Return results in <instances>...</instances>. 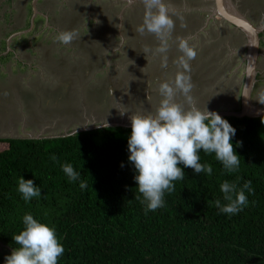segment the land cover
I'll list each match as a JSON object with an SVG mask.
<instances>
[{"label": "trees", "instance_id": "trees-1", "mask_svg": "<svg viewBox=\"0 0 264 264\" xmlns=\"http://www.w3.org/2000/svg\"><path fill=\"white\" fill-rule=\"evenodd\" d=\"M257 91V89H256ZM264 115V114H263ZM262 116V115H261ZM261 116H223L235 128L240 157L227 174L214 155L201 152L211 176L184 168L165 206L145 215L135 169L129 162L131 129L121 126L68 136L0 138V242L12 236L31 213L53 226L65 251L58 264H264V123ZM55 154L59 163L50 157ZM71 164L88 184L69 182L60 165ZM123 164V167L121 166ZM181 167H183L181 165ZM33 179L42 197L26 203L17 191L20 176ZM237 177H240L237 180ZM225 180L251 181L248 206L228 216L214 206Z\"/></svg>", "mask_w": 264, "mask_h": 264}, {"label": "rangeland", "instance_id": "rangeland-1", "mask_svg": "<svg viewBox=\"0 0 264 264\" xmlns=\"http://www.w3.org/2000/svg\"><path fill=\"white\" fill-rule=\"evenodd\" d=\"M33 1L0 0V40L5 33L27 30L25 17L34 16L35 9L36 16H43L45 21L34 25L33 30L50 36L45 39L49 47L40 62L33 59L32 63H25L12 51H0V64L9 68L0 65V138L59 137L93 127L131 125L132 115L154 114L161 100L157 83L174 81L172 76L181 69L173 62L182 55L178 50L180 40H187L193 48L199 34L210 39L209 46L197 42L194 49L197 55L191 61L193 66L201 62V57H207L205 62L211 63L240 61L239 49L243 42L238 43L232 27L224 24L218 31L214 26L211 30L200 26L198 18L202 12V22L207 25L216 21L223 23L214 13L213 0H165L176 21L168 39V45L174 46V50L168 48L169 64L158 75L145 66L155 64L156 58L162 62V54L155 51L160 42L154 35L141 36L134 31L143 21L142 0H134L131 5L128 0H35V9ZM24 2L30 4L33 11L23 12ZM232 4L239 12L248 14L255 24L264 23V0H233ZM62 28L77 34L71 44L56 42L54 37L58 33L54 32ZM134 42L145 48L155 45V48L130 58L132 52L128 53L127 44ZM260 48L264 54V32ZM37 63V68L32 67ZM11 64L14 69H10ZM243 65L245 70L246 62ZM259 69V82L263 81L258 90L264 89V67ZM161 72L165 74L164 80ZM229 77L224 78L228 82L212 81L209 86L211 91L226 94L225 98H194L190 94L193 104L204 110L201 105L204 103L219 112L240 109L243 97ZM175 99L186 105L182 95ZM117 106L130 117L122 115ZM4 145L0 142V147ZM12 250L0 242V264H5V257Z\"/></svg>", "mask_w": 264, "mask_h": 264}, {"label": "clouds", "instance_id": "clouds-1", "mask_svg": "<svg viewBox=\"0 0 264 264\" xmlns=\"http://www.w3.org/2000/svg\"><path fill=\"white\" fill-rule=\"evenodd\" d=\"M231 1L233 3V0ZM133 2L134 0H128L130 5ZM142 2L145 10L143 21L135 26L134 31L141 36L145 33L155 36L160 42V46L155 51L162 54L161 66L166 68L169 60L166 55L168 52V37L176 27L174 14H170L165 0H142ZM240 13L250 21L253 20L246 13ZM220 18L228 22L226 19ZM227 24L240 30L239 27L230 22ZM76 37L75 32L64 31L60 32L55 40L60 44L68 45ZM247 43L245 34L246 54L244 55L239 51V59L242 57L243 64L246 62V65ZM178 50L182 55L173 62L182 71L177 73L174 81L164 80L158 83V93L161 100L154 114H137L130 117L123 108L120 110L117 106L118 111L122 115L130 117L131 120V125L118 126L131 129L128 138V160L135 169V188L139 193L135 198L143 206L145 215L165 206V193L175 191V182L184 179V168L190 167L196 174L212 175V166L200 162L201 152L205 155H214L215 160L222 164L223 170L227 174L237 173L240 168L241 156L237 153L236 148L241 145L240 142H237L234 146L232 140L236 135V128L223 116H235L232 114L240 113L243 104L238 110L220 111L229 115H221L219 110H212L204 103L201 104L204 106V110L196 107L191 96V78L187 74L191 71V61L195 60L197 53L189 46L187 40L179 41ZM139 51L147 54L149 49L141 45ZM257 72L259 73V71ZM249 77H251V73ZM177 95H182L185 98L186 105L176 102ZM206 96H217V92L210 91ZM240 96L250 98L253 107H264L262 105L264 104V90L260 91L254 99L250 96L248 89ZM257 100L262 106L256 103ZM261 122L264 123V115L261 116ZM103 127L108 126L93 127L86 130ZM74 133L76 132L64 136ZM50 159L54 163H59L55 154ZM121 166L123 167V164ZM60 167L69 182L79 181V188L82 191L87 189V182L81 179L80 173L71 164L64 163ZM239 179L240 177H237V180ZM219 187L222 200L216 199L214 206L220 213L228 216L238 214L247 207L249 203L247 194H254L255 191L251 181H245L240 186L236 182L225 180ZM17 191L26 203L31 202L33 198L40 199L42 197V188L36 185L33 179H25L22 175L18 179ZM22 224V230L12 236L16 246L10 254L6 255L5 264H58L65 248L57 236L55 228L35 218L31 213H27L22 217Z\"/></svg>", "mask_w": 264, "mask_h": 264}, {"label": "crops", "instance_id": "crops-1", "mask_svg": "<svg viewBox=\"0 0 264 264\" xmlns=\"http://www.w3.org/2000/svg\"><path fill=\"white\" fill-rule=\"evenodd\" d=\"M19 3H20L19 1L16 2L17 8H20ZM34 3H35V0L33 1L32 6H34ZM23 5L25 6L23 8V12H25V13L29 12L33 8V7H31L30 4H27V2H24ZM34 9H35V6H34ZM202 15H203V12L201 13V18H198L201 20V23H200L201 28H203L205 26V27H207V29L211 30L212 26H214V28L219 31L221 29V27L224 26V24L228 23V22H225L224 20H223V23H221L219 21H216V22L213 21L214 24H212L210 26V23H209V25H207L205 22H202ZM25 19H26L25 22L28 24V27H29L27 30L13 32L11 34L5 33L7 30H5V32L2 31V34L5 33L4 37H6V38L4 41H6L5 42L6 46H4V41H2L4 39V37L1 36L0 51L1 50H5V52H7V50H9L10 52L12 51L11 52L12 54L20 56L19 59L25 63H32L33 59H36L37 62H40L41 58L45 56V53H46L45 50H47L49 47V42L46 41L45 39H49L50 36H48L49 34H47L46 32H43V34H41L40 32L34 31L33 26L34 25L37 26L38 23L45 21V18L43 16H36V9H35V15L34 16L27 15V17H25ZM49 22H52V21H49ZM227 25H230V24H227ZM230 27H232V29H233L232 31L234 32V34L238 38V40H241L243 42V45L240 47L239 51L245 55L246 54V52H245V46L246 45L244 46L245 34L242 31L235 28L234 26H230ZM64 31H67V30L62 28L58 32H54V34L57 35V33L59 34L60 32H64ZM50 33H52V32H50ZM205 34L210 35V34H208V32H205ZM169 38H170V36L168 37V39ZM42 40H44V41H42ZM209 41H210V39L205 38L199 34V38L197 39V42L199 44L202 43L203 46L204 45L209 46L211 43ZM197 42L194 43L193 49H195V50L197 49L196 47L198 46ZM127 46L129 47L128 53L132 52L130 58H132L134 54L136 57L139 53H141V51L137 50V49H139L140 46L135 44V42L134 43H128ZM157 46H160V43ZM237 46H239V45H237ZM154 48H155V45H152V46L148 47L147 49L154 50ZM168 48L170 50H174V46H172V45H168ZM167 53H170V52L168 51ZM88 56L90 57L92 55H88ZM236 58L238 59V57H236ZM206 59H207V57H201V62L195 66L191 65V71H190V73L187 74L191 78V83L196 84V85H192V90H191L192 95L197 96L198 98H214V97L225 98L226 94H221L219 92H217V96H214V97H212V96L208 97V96H206V94L211 91L209 89V86L212 84V81H215V82H217L216 84H218L221 80H223L228 75H230L229 81L231 82V84L238 86V89H239V86H240V88H242L244 86L243 82H244L245 70H243L244 65H243L242 57H241L239 62L236 61L235 63L221 62V60L214 62V63H211V62H205ZM157 63L159 64L158 66H157ZM168 64H169V62H168ZM227 64H229V65H227ZM0 65H2V64H0ZM38 65H39V63H37L36 65L32 64V67L37 68ZM161 65H162V62H159L156 58L155 64H153V65L149 64V66L146 65L145 68H147V69L151 68L149 70L156 71L157 75H158V72L164 69ZM4 68L9 70L8 66H6ZM14 68L15 67L11 64L10 69H14ZM181 71H182V69L178 70V72H181ZM175 77H176V75L172 76L173 80H175ZM161 78H162V80H164V78H165L164 72H161ZM226 82H228V81H226ZM240 84H242V85H240ZM53 86H55V85H53ZM64 88L68 89V87H64ZM257 94L258 93L256 92V90H254L250 96L252 98H256Z\"/></svg>", "mask_w": 264, "mask_h": 264}, {"label": "water", "instance_id": "water-1", "mask_svg": "<svg viewBox=\"0 0 264 264\" xmlns=\"http://www.w3.org/2000/svg\"><path fill=\"white\" fill-rule=\"evenodd\" d=\"M215 9L214 13L226 19L228 22L239 27L247 37V65L245 70V80L243 92L246 89L252 94L254 85L257 81V61L260 54V33L264 31V24L256 25L250 21L245 15H242L236 7L232 4L231 0H214ZM251 73V77L250 76ZM243 97V96H242ZM243 108L240 113H233L232 115L243 117H258L264 114V107H253L250 98H242ZM221 115H229L227 113L219 112ZM259 113V114H258Z\"/></svg>", "mask_w": 264, "mask_h": 264}, {"label": "flooded vegetation", "instance_id": "flooded-vegetation-1", "mask_svg": "<svg viewBox=\"0 0 264 264\" xmlns=\"http://www.w3.org/2000/svg\"><path fill=\"white\" fill-rule=\"evenodd\" d=\"M247 16H248V14H247ZM264 32V31H263ZM262 32V33H263ZM262 33L260 34V40H261V42H262ZM261 45V44H260ZM264 49V48H263ZM260 50H261V48H260ZM262 51H264V50H262ZM263 57H264V54H262L261 53V55L259 54V57H258V61H257V71H259L260 69H259V67L261 66V67H264V64H263V61H264V59H263ZM264 74V73H263ZM262 74V75H263ZM258 75H259V73H258ZM258 75H257V78H258V80H257V82H256V84H255V87H254V90H258V88L260 87V83H262V81L261 82H259V77H258ZM262 75H260V76H262ZM226 82V81H225ZM244 83V82H243ZM240 85H242V84H240ZM259 85V86H258ZM242 90H243V88H240V86H239V92H240V95H242ZM253 90V91H254ZM262 90H264V89H260V90H258V91H256L257 93H259L260 91H262ZM214 98H218V97H214ZM257 103V102H256ZM260 105H261V103H259ZM262 105H264V104H262ZM261 105V106H262Z\"/></svg>", "mask_w": 264, "mask_h": 264}]
</instances>
